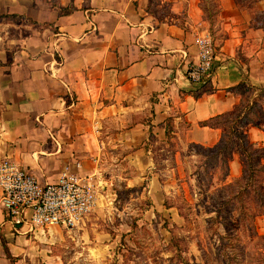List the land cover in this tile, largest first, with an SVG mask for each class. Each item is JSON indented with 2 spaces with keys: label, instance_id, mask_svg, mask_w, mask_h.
<instances>
[{
  "label": "crops",
  "instance_id": "0c3cea01",
  "mask_svg": "<svg viewBox=\"0 0 264 264\" xmlns=\"http://www.w3.org/2000/svg\"><path fill=\"white\" fill-rule=\"evenodd\" d=\"M30 2L49 27L0 55V157L41 183L65 169L106 183V170H147L164 147H212L222 129L199 123L241 103L231 88L243 75L264 84V29L236 0H215L213 23L203 0ZM209 29L212 72L191 82L195 37ZM243 130L264 147V124ZM33 236L9 221L0 191V264H22Z\"/></svg>",
  "mask_w": 264,
  "mask_h": 264
},
{
  "label": "rangeland",
  "instance_id": "374dc122",
  "mask_svg": "<svg viewBox=\"0 0 264 264\" xmlns=\"http://www.w3.org/2000/svg\"><path fill=\"white\" fill-rule=\"evenodd\" d=\"M30 1L0 0V55L19 47L35 29L49 27L27 15ZM207 2L213 23L215 0ZM236 2L264 29V0ZM12 13L17 17L2 16ZM262 85L243 96L242 103L256 101L247 124H264ZM175 151L164 147L144 171L106 170L91 213L73 229L53 226L28 232L36 238L21 256L22 264H181L172 236L188 264H264V205L252 191L242 196L243 204L233 201L220 210L219 226L211 220L228 189L236 191L241 181L244 163L237 146L226 174L218 162L205 159L208 153L201 145L178 155ZM257 184L264 190L263 173Z\"/></svg>",
  "mask_w": 264,
  "mask_h": 264
},
{
  "label": "built area",
  "instance_id": "2783aa9c",
  "mask_svg": "<svg viewBox=\"0 0 264 264\" xmlns=\"http://www.w3.org/2000/svg\"><path fill=\"white\" fill-rule=\"evenodd\" d=\"M197 59L185 72L187 79L205 83L212 72L214 44L209 31L195 37ZM99 179L63 170L55 182L41 183L17 162L0 157L1 206L14 226L25 232L60 226L77 227L94 209Z\"/></svg>",
  "mask_w": 264,
  "mask_h": 264
},
{
  "label": "trees",
  "instance_id": "16d2710c",
  "mask_svg": "<svg viewBox=\"0 0 264 264\" xmlns=\"http://www.w3.org/2000/svg\"><path fill=\"white\" fill-rule=\"evenodd\" d=\"M204 1V0H203ZM208 0H205V4H201V7L207 12L208 19L210 21V9L208 7ZM72 7L62 8V12L71 11ZM2 16L16 18L17 14H5ZM31 21V20H30ZM48 24V23H47ZM263 88L262 84L254 85L250 82L247 75H243L240 82L231 88L232 91L240 94L243 98L244 94H251L255 90H260ZM200 92V90H198ZM243 100V99H242ZM256 105V101L244 102L235 107L232 112L221 113L204 121L199 124L201 126H208L212 128H221L222 134L219 142H217L212 147H203V149L208 153L205 155L207 161L220 164L222 169H225V174L227 173L228 163L227 160L230 159L232 154V147L237 146V151L243 160L244 167L242 169L241 181H237L236 191H231L228 189V193L219 208L215 211L216 214L211 218L214 226H219V214H221V209L230 205L233 201L242 202V196L249 191H252L259 203L264 205V190L257 184L260 181L261 173L264 174V147L257 142L249 141L246 132L243 130L247 123L250 121L248 119L249 112L252 107ZM250 110V111H248ZM173 130V124L170 119L167 120V138H170L171 131ZM151 135H149L150 137ZM230 183L225 185L228 188ZM244 214V211L241 210ZM216 232H218L216 230ZM218 234L219 239L222 242V236ZM172 245L175 247V255L179 259L181 264H188L187 260L182 256V250L179 245L175 242V237L172 236ZM5 251L7 252L5 244H3ZM8 254V253H7Z\"/></svg>",
  "mask_w": 264,
  "mask_h": 264
}]
</instances>
